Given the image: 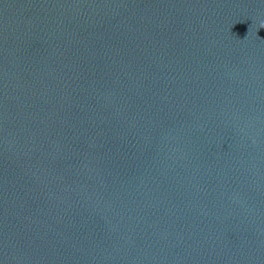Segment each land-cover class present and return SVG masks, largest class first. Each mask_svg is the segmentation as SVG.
<instances>
[{
	"label": "water",
	"instance_id": "1",
	"mask_svg": "<svg viewBox=\"0 0 264 264\" xmlns=\"http://www.w3.org/2000/svg\"><path fill=\"white\" fill-rule=\"evenodd\" d=\"M0 264H264V0H0Z\"/></svg>",
	"mask_w": 264,
	"mask_h": 264
}]
</instances>
